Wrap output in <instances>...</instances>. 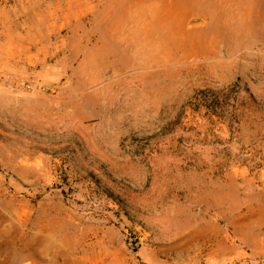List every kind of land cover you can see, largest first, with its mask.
<instances>
[{
  "label": "rangeland",
  "instance_id": "1",
  "mask_svg": "<svg viewBox=\"0 0 264 264\" xmlns=\"http://www.w3.org/2000/svg\"><path fill=\"white\" fill-rule=\"evenodd\" d=\"M0 264H264V0H0Z\"/></svg>",
  "mask_w": 264,
  "mask_h": 264
},
{
  "label": "bare ground",
  "instance_id": "2",
  "mask_svg": "<svg viewBox=\"0 0 264 264\" xmlns=\"http://www.w3.org/2000/svg\"><path fill=\"white\" fill-rule=\"evenodd\" d=\"M130 44V43H129ZM128 44V45H129ZM131 45V44H130ZM132 48V47H131ZM133 49V48H132ZM135 50V49H134ZM138 50V49H137ZM134 52V51H133ZM137 52V51H136ZM137 55V54H136ZM135 55V56H136ZM130 57V56H129ZM135 58V57H134ZM172 62L171 59H161V60H151V61H145L143 63H138L137 61H135V59L133 58H128L125 62L122 63V65H124L123 69H126V68H133V69H138V68H141V69H144V68H147L149 66H152V65H156V66H161V65H166L168 63ZM144 73V72H143ZM133 78H136V79H142L144 77V75L139 72L137 74H135L134 76H132ZM94 81H96L95 79H91L89 82L90 83H93Z\"/></svg>",
  "mask_w": 264,
  "mask_h": 264
},
{
  "label": "water",
  "instance_id": "3",
  "mask_svg": "<svg viewBox=\"0 0 264 264\" xmlns=\"http://www.w3.org/2000/svg\"><path fill=\"white\" fill-rule=\"evenodd\" d=\"M193 21L196 22V21H198V19L196 18V19H194ZM172 144H173V146H175V145H176V140H174V141L172 142Z\"/></svg>",
  "mask_w": 264,
  "mask_h": 264
},
{
  "label": "built area",
  "instance_id": "4",
  "mask_svg": "<svg viewBox=\"0 0 264 264\" xmlns=\"http://www.w3.org/2000/svg\"><path fill=\"white\" fill-rule=\"evenodd\" d=\"M3 79H7V76H4Z\"/></svg>",
  "mask_w": 264,
  "mask_h": 264
},
{
  "label": "crops",
  "instance_id": "5",
  "mask_svg": "<svg viewBox=\"0 0 264 264\" xmlns=\"http://www.w3.org/2000/svg\"><path fill=\"white\" fill-rule=\"evenodd\" d=\"M120 1H123V0H120Z\"/></svg>",
  "mask_w": 264,
  "mask_h": 264
}]
</instances>
